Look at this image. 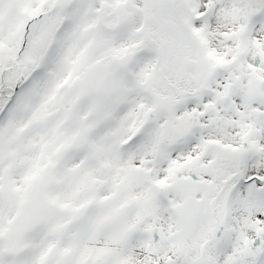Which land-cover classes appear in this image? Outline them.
<instances>
[{"label":"snow or ice","instance_id":"1","mask_svg":"<svg viewBox=\"0 0 264 264\" xmlns=\"http://www.w3.org/2000/svg\"><path fill=\"white\" fill-rule=\"evenodd\" d=\"M0 264H264V0H0Z\"/></svg>","mask_w":264,"mask_h":264}]
</instances>
